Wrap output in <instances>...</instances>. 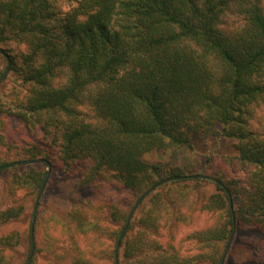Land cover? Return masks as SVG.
<instances>
[{
	"label": "trees",
	"instance_id": "16d2710c",
	"mask_svg": "<svg viewBox=\"0 0 264 264\" xmlns=\"http://www.w3.org/2000/svg\"><path fill=\"white\" fill-rule=\"evenodd\" d=\"M10 42L24 50L10 55L1 48ZM0 48L20 90L10 102L0 96V145L15 120L57 149L56 164L30 144L13 160L0 154V167L43 158L53 174L78 170V189L109 179L134 199L127 209L107 204V223L90 198L68 212L42 201L36 254L46 264H116L139 198L199 174L225 187L198 178L157 188L134 216L120 264H220L234 219L225 264H264V0H0ZM198 133L233 141L238 156L211 154L198 172ZM47 174L45 163L14 165L0 171L2 189L35 196ZM31 219L22 204L0 210V230L15 226L0 235V264L25 243L29 259ZM181 226L194 230L176 245ZM185 241L194 252L182 251Z\"/></svg>",
	"mask_w": 264,
	"mask_h": 264
},
{
	"label": "rangeland",
	"instance_id": "374dc122",
	"mask_svg": "<svg viewBox=\"0 0 264 264\" xmlns=\"http://www.w3.org/2000/svg\"><path fill=\"white\" fill-rule=\"evenodd\" d=\"M1 48L9 51V54L12 56L17 55L18 53L24 50V47H21L14 42L2 45ZM0 63L1 69L4 72L7 69L8 62L7 59L2 55H0ZM8 76L9 78L7 80H4L2 82L4 84L0 86V96H4V98L8 102H10L13 100L14 89L16 87L13 81L10 79V77L12 76V72H9L7 77ZM16 90L20 91L18 88H16ZM42 136L43 133L40 130L36 131L32 135L28 134L23 129L21 123L12 120L7 132V146L0 145V154L10 160H13L16 158L14 155L19 154L25 147L32 144L44 149L45 152L50 155L52 164H56L57 149L45 145ZM193 144L195 150L198 153V172L202 171L207 166L206 159L207 156L211 154H215L219 156V158L224 156H238V152L235 148V143L231 140L217 141L212 137H208L204 134L198 133L193 136ZM149 159L154 160V157L150 156ZM79 174L80 172L78 170H76L75 174L70 176L66 175L62 171L53 174L51 169L50 178L45 188L43 197L41 199V202L44 201L46 204H48L45 205V207H47L49 211L60 210L68 212L69 210H71V208L79 204L82 200L90 198L95 204L94 210H100L102 217L105 218L103 222L107 223L109 222V219H106V216L109 213V209L106 206L107 204H116L123 209L130 208L132 204H134V199L132 198V196L128 192L123 190L119 186V184H116L109 179L101 180L98 187L94 189V191L90 188L82 190L78 189L76 187V181L80 178ZM5 177V175H0V210L18 203L25 206L28 214L33 213L38 195L31 196L28 194L27 191L22 190L19 191L15 196H9L6 192H4V189H2V181L3 179H5ZM106 177H108V175H106ZM240 177L243 178V175L240 174ZM208 191L213 192L214 186L210 185ZM102 200L104 205L102 204ZM203 225L204 224L202 221L198 228H202ZM14 228L15 226L4 227L0 230V235L8 233ZM115 228L117 229L118 227L115 226ZM193 230V228H188L185 226H181L177 230H175L173 233L175 235L176 245H178L179 242L188 234H190ZM80 240L81 247L82 249H84L86 247V242L85 240ZM26 241L27 238L25 237V242ZM106 243H108V241H106ZM181 248L184 252L195 251L194 245L187 241L181 244ZM9 255L12 264H26L28 259L27 244H23V247H20L18 250L9 253ZM87 257L91 259L89 255H87ZM94 262L96 264H109L108 262L99 263L96 260H94ZM32 264L46 263L40 254L35 253Z\"/></svg>",
	"mask_w": 264,
	"mask_h": 264
},
{
	"label": "water",
	"instance_id": "95a60500",
	"mask_svg": "<svg viewBox=\"0 0 264 264\" xmlns=\"http://www.w3.org/2000/svg\"><path fill=\"white\" fill-rule=\"evenodd\" d=\"M0 54L2 56H4L6 59H7V62H8V66H7V69L5 70V72L3 73V75L0 77V84L5 80V78L7 77L8 73L10 72V69H11V65H12V61L9 57V55L3 50L0 48ZM42 163H45L48 165V174L43 182V185L38 193V196H37V199H36V202H35V206H34V210H33V213H32V219H31V242H32V248H31V253H30V256H29V259H28V263L27 264H32L33 262V259H34V256H35V253H36V238H35V228H36V218H37V214H38V210H39V206H40V202H41V199L43 197V194H44V191H45V188L47 186V183L49 181V178H50V174H51V169H52V166H51V163L48 162L47 160L45 159H33V160H22V161H16L14 163H11V164H7L5 166H2L0 167V171L1 170H4V169H8L14 165H35V164H42ZM205 179V180H209V181H212L222 187H225L224 184L216 179V178H213V177H209V176H205V175H194V176H184V177H175V178H172V179H167L165 181H162L160 182L159 184L155 185L154 187L150 188L148 191H146L142 196L141 198H139V200L136 202L135 206L133 207L129 217H128V220L126 222V225L120 235V238H119V241H118V244H117V247H116V251H115V259H116V264H120V249H121V243L123 241V239L125 238V235L134 219V216L136 215L138 209L140 208V206L143 204V202L149 197L150 194H152L157 188L161 187L162 185L166 184V183H169L170 181H177V180H188V179ZM227 190V189H226ZM229 196H230V193L229 191L227 190ZM230 206L231 208H233V205H232V201H230ZM236 231H237V227H236V221L234 219V225H233V231H232V234H231V237L227 243V246H226V249L222 255V258H221V263L220 264H225L226 263V260L228 258V255H229V252L233 246V243H234V239H235V235H236Z\"/></svg>",
	"mask_w": 264,
	"mask_h": 264
}]
</instances>
